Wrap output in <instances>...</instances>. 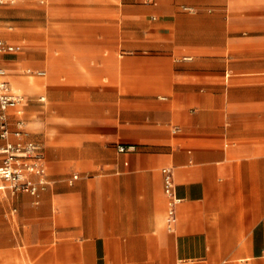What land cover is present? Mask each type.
Returning a JSON list of instances; mask_svg holds the SVG:
<instances>
[{
  "label": "crops",
  "instance_id": "crops-1",
  "mask_svg": "<svg viewBox=\"0 0 264 264\" xmlns=\"http://www.w3.org/2000/svg\"><path fill=\"white\" fill-rule=\"evenodd\" d=\"M40 1L0 2L26 97L11 128L48 178L36 194L0 178V264H264V0Z\"/></svg>",
  "mask_w": 264,
  "mask_h": 264
},
{
  "label": "built area",
  "instance_id": "built-area-1",
  "mask_svg": "<svg viewBox=\"0 0 264 264\" xmlns=\"http://www.w3.org/2000/svg\"><path fill=\"white\" fill-rule=\"evenodd\" d=\"M19 49V45L0 39V55ZM35 73L43 75L46 71L37 70ZM6 75L7 70L0 62V137L5 140L0 144V178L4 182L3 186L13 193L36 194L48 184L46 162L40 144L35 140L22 138L26 132L23 119L17 120L15 129L11 128L9 113L12 109H17L26 97L11 89ZM12 135L16 137L15 140L11 139ZM118 148L124 151L134 149L135 145L120 143ZM162 174L164 192L168 199V227L172 230L177 220V204L180 198L176 195L172 167L163 166ZM32 177L36 179L33 180Z\"/></svg>",
  "mask_w": 264,
  "mask_h": 264
},
{
  "label": "rangeland",
  "instance_id": "rangeland-1",
  "mask_svg": "<svg viewBox=\"0 0 264 264\" xmlns=\"http://www.w3.org/2000/svg\"><path fill=\"white\" fill-rule=\"evenodd\" d=\"M61 1H65V0H61ZM36 3H40V4H45V3H42L41 1L38 2V0H36ZM36 38L37 37H42V36H48L50 34V28H49V23H48V20H49V11L47 10L46 7H42L41 9H38L36 8ZM40 10V12H39ZM39 12V13H38ZM64 10H58L57 12H53V20L54 21H57L58 23L54 26H56V30L58 33H60V35H64V26H63V23H60L59 21H63L64 19ZM38 56H41L39 55L38 52H36V57L38 58ZM33 67L34 69L36 68H41L40 66L38 65H28L26 67ZM35 78H38L37 76H34ZM42 78V77H40ZM36 97V96H35Z\"/></svg>",
  "mask_w": 264,
  "mask_h": 264
}]
</instances>
